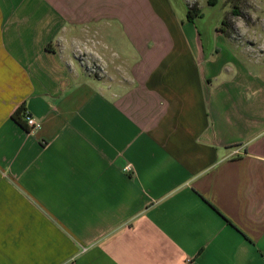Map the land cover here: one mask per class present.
I'll return each mask as SVG.
<instances>
[{
    "label": "crops",
    "instance_id": "crops-1",
    "mask_svg": "<svg viewBox=\"0 0 264 264\" xmlns=\"http://www.w3.org/2000/svg\"><path fill=\"white\" fill-rule=\"evenodd\" d=\"M184 2L0 0V264H264V55Z\"/></svg>",
    "mask_w": 264,
    "mask_h": 264
},
{
    "label": "rangeland",
    "instance_id": "rangeland-1",
    "mask_svg": "<svg viewBox=\"0 0 264 264\" xmlns=\"http://www.w3.org/2000/svg\"><path fill=\"white\" fill-rule=\"evenodd\" d=\"M184 1L173 0L179 16L186 12ZM199 5L201 16L195 18V23L202 30L205 47L216 40V26L222 25L227 17L231 31L226 33L225 29L222 37L227 41L230 37L234 46L240 47L241 52L247 51L254 57L264 55V0H200ZM234 51L239 57L240 52Z\"/></svg>",
    "mask_w": 264,
    "mask_h": 264
},
{
    "label": "trees",
    "instance_id": "trees-1",
    "mask_svg": "<svg viewBox=\"0 0 264 264\" xmlns=\"http://www.w3.org/2000/svg\"><path fill=\"white\" fill-rule=\"evenodd\" d=\"M235 11H234V13H235ZM236 13H237V11H236ZM200 15H201V10L198 7L194 6V5H192L191 8L189 9V11L187 12V18L189 20H193L195 17L200 16ZM222 23L223 24H230V22L227 19V17L225 18V20H223ZM24 110H25V107L24 106L19 107L15 111V113L13 114V119L17 123H19L21 126H23L24 128L29 129L28 126L26 125V122L23 119V112H24Z\"/></svg>",
    "mask_w": 264,
    "mask_h": 264
},
{
    "label": "built area",
    "instance_id": "built-area-1",
    "mask_svg": "<svg viewBox=\"0 0 264 264\" xmlns=\"http://www.w3.org/2000/svg\"><path fill=\"white\" fill-rule=\"evenodd\" d=\"M92 72H97L98 69L95 66H92L90 69ZM23 119L26 122V125L29 129H37L41 126V122L38 121L33 115L30 114L28 110H24L23 112ZM127 170L131 169V165L126 166Z\"/></svg>",
    "mask_w": 264,
    "mask_h": 264
}]
</instances>
